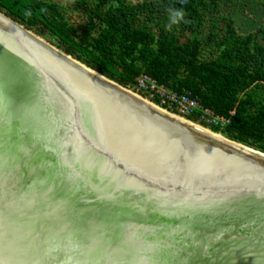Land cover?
I'll use <instances>...</instances> for the list:
<instances>
[{"label":"water","instance_id":"water-1","mask_svg":"<svg viewBox=\"0 0 264 264\" xmlns=\"http://www.w3.org/2000/svg\"><path fill=\"white\" fill-rule=\"evenodd\" d=\"M0 13V264H264L263 153L79 72Z\"/></svg>","mask_w":264,"mask_h":264},{"label":"trees","instance_id":"trees-1","mask_svg":"<svg viewBox=\"0 0 264 264\" xmlns=\"http://www.w3.org/2000/svg\"><path fill=\"white\" fill-rule=\"evenodd\" d=\"M245 5L242 0H0V12L141 96H148L135 88L141 74L171 91L190 93L227 122L206 125L198 112L187 120L264 154V0L253 11ZM175 12L183 13L178 23L171 20ZM244 18L246 30L240 27Z\"/></svg>","mask_w":264,"mask_h":264},{"label":"built area","instance_id":"built-area-1","mask_svg":"<svg viewBox=\"0 0 264 264\" xmlns=\"http://www.w3.org/2000/svg\"><path fill=\"white\" fill-rule=\"evenodd\" d=\"M135 88L137 91L146 93L148 95L147 98L150 100L156 99L159 108H163L166 111L175 109L184 118L198 112L199 120L206 125L222 126L227 122L225 118L216 115L208 108L202 107L190 93L171 91L147 74H141L135 79Z\"/></svg>","mask_w":264,"mask_h":264},{"label":"bare ground","instance_id":"bare-ground-1","mask_svg":"<svg viewBox=\"0 0 264 264\" xmlns=\"http://www.w3.org/2000/svg\"><path fill=\"white\" fill-rule=\"evenodd\" d=\"M0 14H1V13H0ZM0 17H1L2 19L4 18L3 15H0ZM4 20H5V19H4ZM5 21H6V20H5ZM7 22H8V21H7ZM11 25H12V24H11ZM12 26H14V27L17 28L18 30H20L22 33H24V34L27 35L28 37H31L32 39H34L35 42H37L38 44H41V45L45 46L48 50L53 51L54 53H56L57 55H59L61 58L65 59L66 62L72 64L71 66H72L74 69H76V70L78 69L79 72L82 71V72H84V73L86 72L87 74L91 75L92 77H94V76H95V77H96V76L99 77V75H97V74L94 73L93 71H90V70L86 69L85 66H84L83 64L81 65L80 62H78V61L72 59L71 57H67V56L61 54V53H62L61 51L57 50L56 47L51 46V45H50L49 43H47L44 39H42V38H40V37H38V36H36V35H33L32 32H27V31H25L24 28H22V27H17V26H15V25H12ZM53 52H52V53H53ZM100 78H101V77H100ZM128 93H130V92H128ZM132 96H133L134 99H135L137 102H139L140 104H143L144 106L150 108V109L153 110V111H156L157 113H160L161 115H164V116L166 115V116H168L169 118H171V120H173V121H175V122L178 121V122L185 123L186 125H189V126H191V127H194V128H196V129H199V130H201L202 132L207 133V134H209V135H212L213 137H215V138H217V139H221V137H220L219 135H213V134L209 133L208 131L202 129V127H200V126H197V125H195V124L192 125V123H189V122L183 120L182 118H180V117H178V116H176V115H173V114H171V113L166 112V111L163 110V109H160L159 107H157V106L151 104L150 102H148L147 100L141 98L140 96H138V95H136V94H133V93H132ZM220 141H223V140H220ZM223 143H225V142L223 141ZM239 146H240V145H239Z\"/></svg>","mask_w":264,"mask_h":264},{"label":"rangeland","instance_id":"rangeland-1","mask_svg":"<svg viewBox=\"0 0 264 264\" xmlns=\"http://www.w3.org/2000/svg\"><path fill=\"white\" fill-rule=\"evenodd\" d=\"M137 0H135V2H136ZM243 2H244V4H246L245 6H244V9H246V10H255V5H258L259 6V4L262 2V0H248V1H250L249 2V4H247V0H242ZM255 7V8H254ZM253 13V12H252ZM72 16H74V17H76V14L75 13H73V14H71ZM80 20V19H79ZM246 21H247V19H245L244 18V22H240V27H241V29L242 30H246L247 28H248V24L246 23ZM22 26V25H21ZM25 28V27H24ZM28 31H30V30H28ZM30 32H32V31H30ZM33 34H35L34 32H32ZM36 35V34H35ZM36 36H38V35H36ZM39 37V36H38ZM40 38H42V37H40ZM42 39H44V38H42ZM47 43H49L46 39H44ZM50 44V43H49ZM52 45V44H51ZM53 46V45H52ZM55 47V46H54ZM58 49V48H57ZM61 51V50H60ZM63 52V51H62ZM74 59V58H73ZM79 62V61H78ZM82 64V63H81ZM131 92H133V93H135V94H137V95H139L141 98H143V99H145V100H147L148 102H150L151 104H153V105H155V106H157L155 103H153L149 98H147V97H144V96H141L138 92H134V91H132V90H130ZM158 107V106H157ZM161 109H163V108H161ZM164 110V109H163ZM166 111V110H165ZM166 112H168V113H171V114H173V115H176V116H178V117H180V118H182V119H184V120H187L186 118H184V117H182L181 115H179L178 113H172V112H170V111H166ZM187 121H189V120H187ZM189 122H191V121H189ZM191 123H193V124H195V125H198V126H200V127H202V128H204V129H207V128H205V127H203V126H201V125H199V124H197V123H194V122H191ZM207 130H209V129H207ZM210 131V130H209ZM212 132V131H211ZM214 133V132H213ZM215 134H218V133H215ZM218 135H220V134H218ZM220 136H222V135H220ZM223 137V136H222Z\"/></svg>","mask_w":264,"mask_h":264},{"label":"clouds","instance_id":"clouds-1","mask_svg":"<svg viewBox=\"0 0 264 264\" xmlns=\"http://www.w3.org/2000/svg\"><path fill=\"white\" fill-rule=\"evenodd\" d=\"M182 19H183L182 12H175L172 14V17H171L172 23H178V21Z\"/></svg>","mask_w":264,"mask_h":264}]
</instances>
